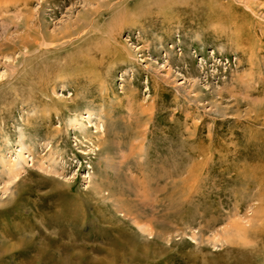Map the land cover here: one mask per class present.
Returning <instances> with one entry per match:
<instances>
[{"label":"rangeland","instance_id":"rangeland-1","mask_svg":"<svg viewBox=\"0 0 264 264\" xmlns=\"http://www.w3.org/2000/svg\"><path fill=\"white\" fill-rule=\"evenodd\" d=\"M143 1L0 0V264H264V0Z\"/></svg>","mask_w":264,"mask_h":264},{"label":"bare ground","instance_id":"bare-ground-1","mask_svg":"<svg viewBox=\"0 0 264 264\" xmlns=\"http://www.w3.org/2000/svg\"><path fill=\"white\" fill-rule=\"evenodd\" d=\"M145 1V0H144ZM143 1V2H144ZM138 8V7H137ZM138 10V9H137ZM125 13H127V11H124ZM122 14V13H121ZM38 88V87H37ZM80 117L81 116H79V115H77L76 117H75V119L73 120V124H74V127H75V130H80L79 132H86L88 129H89V127H87L86 129H84V124H83V122L84 123H86V121L84 120V117L82 116V118H83V120H82V118L80 119ZM82 122H81V121ZM78 132V133H79ZM107 145V144H106ZM20 170V168H16L15 167V165L13 166V167H11L10 168V171H12V175H10V176H13L14 178H12L13 180H17V185L19 184V181H20V179L19 178H17L18 177V175H19V172H21V171H19ZM22 170V169H21ZM9 171V172H10ZM14 182V181H13ZM20 185V184H19ZM116 190H118L117 188H116ZM19 193V192H18ZM20 194V193H19ZM23 198V197H22ZM31 202H32V200H31ZM19 204L17 203L15 206H18ZM19 207V206H18ZM19 209H22L21 207H19ZM29 212H33V217H34V213H35V211H34V209H30V211ZM33 220V219H32ZM33 224H36V222L33 220V222H32ZM31 224V223H30ZM10 226H12V225H10ZM8 224H5V223H2V225H0V230H1V232H2V235H4V236H2V242H3V244L4 245H6L7 244V246H16L15 248H21V249H23L21 252H19L18 253V257L20 258V255H23V253H24V255H25V252H23L24 250H25V248H28V245H30L31 243H32V241H31V239H28V238H26V237H22V238H17L16 239V243L15 244H9L8 243V240L7 241H5V238L8 236V234H11V231H13L12 230V228L10 227ZM30 228L32 227H34V226H30V225H28ZM37 226V225H36ZM17 226H14L13 227V229L14 228H16ZM19 227V230H22V227H21V225H19L18 226ZM3 230V231H2ZM15 234V233H14ZM1 241V240H0ZM6 242V243H5ZM31 245H34L33 243L31 244ZM123 247V246H122ZM125 247V246H124ZM6 248V247H5ZM10 248V247H9ZM4 249V248H3ZM3 253V252H2ZM41 253V252H40ZM40 253L39 254H37V257H35V259H36V261L37 260H39V258H40ZM117 251L116 250H114V249H109L108 251H107V256H108V261L110 262H115V259H116V255H117ZM4 254H7V251L4 249ZM42 254V253H41ZM134 254H135V252H133V254L130 256V257H133L134 256ZM28 255V254H27ZM27 257V256H26ZM23 258V257H22Z\"/></svg>","mask_w":264,"mask_h":264}]
</instances>
